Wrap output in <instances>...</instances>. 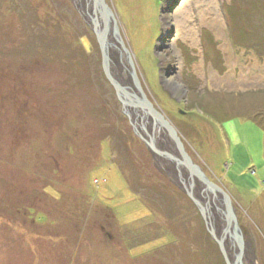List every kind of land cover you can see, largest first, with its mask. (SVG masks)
<instances>
[{
	"label": "rangeland",
	"instance_id": "374dc122",
	"mask_svg": "<svg viewBox=\"0 0 264 264\" xmlns=\"http://www.w3.org/2000/svg\"><path fill=\"white\" fill-rule=\"evenodd\" d=\"M107 2L143 91L264 264V0ZM197 210L123 114L72 0H0V264H223Z\"/></svg>",
	"mask_w": 264,
	"mask_h": 264
},
{
	"label": "water",
	"instance_id": "95a60500",
	"mask_svg": "<svg viewBox=\"0 0 264 264\" xmlns=\"http://www.w3.org/2000/svg\"><path fill=\"white\" fill-rule=\"evenodd\" d=\"M72 2L96 37L104 74L113 86L117 99L122 104V112L135 133L151 151L161 170L172 178L196 205L225 263L250 264L247 256L249 243L239 224L237 210L230 195L223 187L211 181L186 150L176 126L148 99L125 47L113 8L107 0ZM114 43L130 66L133 86L138 92H130L112 71L109 50Z\"/></svg>",
	"mask_w": 264,
	"mask_h": 264
},
{
	"label": "bare ground",
	"instance_id": "6f19581e",
	"mask_svg": "<svg viewBox=\"0 0 264 264\" xmlns=\"http://www.w3.org/2000/svg\"><path fill=\"white\" fill-rule=\"evenodd\" d=\"M220 13L222 12L219 8V12L216 14V17L210 18L211 20L210 23L219 29L223 28L225 24L223 16ZM178 35L184 37L186 40H189L192 45L197 44V35H196V32H194L193 30H186V29L181 28ZM119 53L120 51L118 49V46H116V44L114 43V45H112V47H110V50H109L112 71L114 75L123 83V85L129 88L130 92H136L131 82V76H130L129 70L126 68L125 63L121 60L124 58L121 57L120 59H118L115 56H112L114 54H119ZM195 69L197 72L200 70V67L197 66Z\"/></svg>",
	"mask_w": 264,
	"mask_h": 264
},
{
	"label": "trees",
	"instance_id": "16d2710c",
	"mask_svg": "<svg viewBox=\"0 0 264 264\" xmlns=\"http://www.w3.org/2000/svg\"><path fill=\"white\" fill-rule=\"evenodd\" d=\"M245 37H244V34L243 33H240V36H239V41H243L244 42V39ZM259 53L261 54L262 53V55H264V51H261V50H259ZM262 57H264V56H262ZM264 118V117H263ZM263 126H264V124H262ZM129 126V125H128ZM130 127V126H129ZM115 133V132H114ZM114 133H112V134H110V135H106V138H109V136H110V138L112 139V141L113 142H115L116 141V139L118 138L116 135L117 134H114ZM127 180V179H126ZM59 184H61V185H63V186H65V182H64V179H60L59 181ZM127 183H128V180H127ZM48 185V184H47ZM192 203V202H191ZM31 209H33V208H30V207H28V210L29 211H31ZM197 212H198V210H197ZM199 213V212H198ZM10 218V217H9ZM11 219V218H10ZM77 229H82L83 228V226H82V224H79V227H77V226H75ZM207 236L209 237V239L211 240L210 242L211 243H213V245L215 246V248L217 249V251H218V253H219V256H220V258H221V260H222V262H223V264H226L225 263V260H224V258H223V256H222V254H221V252H220V249H219V247H218V245L212 240V237L210 236V234L208 233V231H207Z\"/></svg>",
	"mask_w": 264,
	"mask_h": 264
}]
</instances>
